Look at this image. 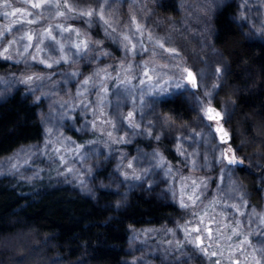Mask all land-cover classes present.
Wrapping results in <instances>:
<instances>
[{
    "label": "rangeland",
    "instance_id": "obj_1",
    "mask_svg": "<svg viewBox=\"0 0 264 264\" xmlns=\"http://www.w3.org/2000/svg\"><path fill=\"white\" fill-rule=\"evenodd\" d=\"M16 1L20 5L9 1L6 5L0 0V56L15 65L24 63L30 67L52 69L55 71L52 76L63 64L69 63L81 70L55 80V89L47 91L46 95L38 94V97L49 95L50 98L46 111L41 113L48 132L46 139L2 161L0 174L33 181L40 177L42 170L49 171L53 167L52 180L57 186L65 185L93 195L95 170L104 168V163L111 160L119 167L120 175L124 174L116 178V182H120L117 186L113 179V188L127 187L161 202L169 196L175 197L183 206V215L174 225L133 233L134 248L130 249L139 264H150L154 258L158 260L155 264H209L210 258L203 249H208L205 245H217L214 238L205 233V226L211 221L220 229L219 242L223 244L231 240L229 228L232 226L254 233V249L244 242L239 245L245 247L244 254L249 253L254 264H264V232L255 233L259 228L258 218L264 213L249 205L241 182L233 176L232 170V167L247 165L258 173L257 178L263 186L264 161L259 152L237 153L228 141L231 134L225 123L231 104L222 101L217 107L214 101L228 68L226 57L213 44L212 20L227 0H180L181 22L166 27L150 11L140 8L144 0H127L119 4L114 0H43L40 7H35L32 0ZM235 1L239 3L238 20L243 28L258 38L264 37V0ZM122 3L124 11L118 15L117 9ZM13 9L24 11L12 15ZM100 9H103L102 16ZM88 12L91 14H86ZM199 22L204 25L202 31L197 27ZM182 25L188 26L183 29ZM96 30L113 41L123 55L112 61L113 64L117 62L119 72L99 83L98 88L92 85V73L101 77L113 64L104 60V50L100 49L104 41L96 36ZM29 34L33 39H28ZM158 41H163V45ZM77 44L80 47H76ZM27 45L30 47L26 48ZM168 48L178 52H169ZM84 68H88L86 75ZM187 69L195 73L197 89L185 80ZM80 72L85 77L79 81L75 76L79 77ZM37 75L40 80L47 77ZM114 77L116 86L112 90L108 83ZM69 81H75L77 88L71 89ZM179 94L191 103L196 114L187 126L175 125L173 120L158 113L159 99ZM105 103L111 106L110 112L104 110ZM209 106H216L223 113V119L208 120L205 110ZM76 113L82 118V124L77 128L79 132L104 134L110 124L112 135H106L104 141H88L83 146L73 138L69 140L61 131L62 125ZM220 127L224 133L217 130ZM140 137L170 141L180 162L171 166L158 145L138 149L134 156L118 148L121 144L134 143ZM232 149L237 157L244 158V163L228 164L226 153ZM217 167L219 170L215 174ZM215 180L217 185L213 187ZM125 199V195H121L122 202ZM213 233L211 235L216 237ZM29 237L21 233L17 241L26 244L32 238ZM225 246L230 250L229 245ZM235 250L236 247L230 250L231 255H238Z\"/></svg>",
    "mask_w": 264,
    "mask_h": 264
},
{
    "label": "trees",
    "instance_id": "obj_2",
    "mask_svg": "<svg viewBox=\"0 0 264 264\" xmlns=\"http://www.w3.org/2000/svg\"><path fill=\"white\" fill-rule=\"evenodd\" d=\"M7 1L20 5L16 0ZM114 1L119 4L127 0ZM238 5L235 0L225 1L212 20L213 44L226 57L228 68L214 101L217 107L222 101L231 104L225 123L231 134L229 142L237 153L248 155L259 152L264 161V37L258 38L255 33L243 28L238 20ZM123 7L122 3L117 9L118 15L124 11ZM140 8L150 11L164 27L182 19L180 0H144ZM187 26L181 27L186 29ZM197 27L200 30L204 25L199 22ZM100 33V30L95 31L96 36L104 41L100 49L107 52L102 51L104 60L112 66V61L123 58V55L113 41ZM202 36L204 38L205 33ZM116 64L103 72L101 77L92 73V85L98 88L99 83L118 73ZM87 69L84 68L85 75ZM59 70L52 76L55 72L52 69L30 67L24 63L19 66L0 56V163L45 141L48 132L41 113L46 111L50 98L49 95L38 97V94L42 92L46 95L47 91H53L55 80L69 72H79L81 68L75 69L68 63L61 65ZM37 73L44 74L46 79H37ZM79 74L75 77L80 81L85 75L82 72ZM28 77L33 78L29 80ZM114 79L108 83L112 90L116 86ZM69 84L71 89L77 88L75 81H69ZM158 104V113L178 126L191 124L196 116L191 103L182 94L161 98ZM104 107L106 112H110L109 103H105ZM63 123V134L69 140L73 138L80 146L88 141H104L106 135L113 133L109 124L104 134L84 135L77 130L82 124L79 113ZM156 146H161L171 166L180 162L170 141L161 138L140 137L134 143L121 144L118 148L134 156L138 149ZM104 165V168L99 167L94 172L96 186L93 195L72 190L69 186H57L52 180L55 173L53 167L49 171L42 170L40 177L33 181L0 174V264H139L133 259L130 249L134 248L133 233L174 225L183 215L182 203L175 197L169 196L161 202L127 187L115 189L111 186L113 179V184L117 186L120 182L117 183L116 178L124 174L120 175L119 167L111 160ZM218 170L217 167L214 173L217 174ZM232 170L233 176L241 182L249 205L264 213V184H260L258 173L247 165L232 167ZM216 183V180L213 181L212 186L215 187ZM121 195H125V202H122ZM258 220L257 229L260 231L256 229V234L264 232V214ZM216 226L214 221L205 226V233L214 238V243L217 242L216 246L209 244L205 245L208 249H203L210 258L209 264H254L252 256L249 253L245 255V247L239 244L244 242L251 250L254 249L256 235L232 226V229L229 228L231 240L223 244L219 242L220 229ZM212 231L217 238L211 235ZM21 233L31 236V240L26 244L17 241ZM9 242L15 243L10 245ZM225 245H229L231 251L236 247L238 255H231ZM157 261L154 258L150 264Z\"/></svg>",
    "mask_w": 264,
    "mask_h": 264
},
{
    "label": "snow or ice",
    "instance_id": "obj_3",
    "mask_svg": "<svg viewBox=\"0 0 264 264\" xmlns=\"http://www.w3.org/2000/svg\"><path fill=\"white\" fill-rule=\"evenodd\" d=\"M32 2H33V4H34L35 7H40L41 4H42V2H43V0H40V3H36V0H32ZM4 3L7 5V0H4ZM69 7H71V6L69 5ZM21 11H24V10L23 9H13V12L11 14L14 15L16 12H21ZM86 14L90 15L91 12H88ZM99 15H101V16L103 15V9H100L99 10ZM133 19H135V18H133ZM9 31H10V29H9ZM47 31L50 33L51 32V29L49 28ZM28 39L29 40L33 39V37H32L31 34H29ZM52 39L55 40L56 37L55 36H52ZM158 42L161 43V45H163V41H158ZM25 47L26 48L27 47H30V45H27ZM76 47H80V44H77ZM84 47L85 48L87 47V42L86 41L84 42ZM6 50L7 49H5V51ZM168 51L169 52H173V53H177L178 52V50L177 49H174V48H168ZM45 63H47V61H45ZM186 71H187V79L190 81L191 85L193 87H198L199 85H198V82H197L195 73H193L191 71V69H187ZM32 78L33 77H28L29 80H31ZM179 86H180L179 85V82L177 81V87H179ZM161 91H163V89H161ZM207 111L212 114L210 118H212V119H223V113H221L218 109L209 107L207 109ZM217 130L220 131V132H222V133L225 132V130L222 127L218 128ZM149 131H151V129H149ZM226 158H227L228 164H242V163H244V158L237 157L236 156L235 149H232V150H230L229 153H226ZM237 211H239V209H237ZM237 264H238V262H237Z\"/></svg>",
    "mask_w": 264,
    "mask_h": 264
},
{
    "label": "water",
    "instance_id": "obj_4",
    "mask_svg": "<svg viewBox=\"0 0 264 264\" xmlns=\"http://www.w3.org/2000/svg\"><path fill=\"white\" fill-rule=\"evenodd\" d=\"M191 71H192V70H191ZM192 72H193V71H192ZM193 73H194V72H193ZM185 80L188 81V82L190 83V81L187 79V75L185 76ZM190 84H191V83H190ZM191 86H192V85H191ZM192 88H193V89H197V87H193V86H192ZM209 107H212V108L218 109L216 106H214V107H213V106H209ZM209 107H207L206 110H205V113H206V117H207V119L210 120V121H215V120L218 121V120H222V119H212V118H210L212 114H211L210 112L207 111V109H208ZM218 110H219V109H218ZM219 111H220V110H219ZM228 141H229V139H228Z\"/></svg>",
    "mask_w": 264,
    "mask_h": 264
}]
</instances>
